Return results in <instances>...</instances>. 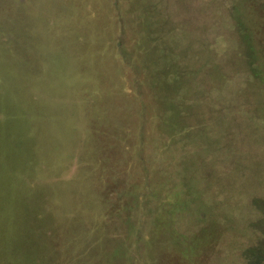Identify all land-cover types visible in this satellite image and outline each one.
Returning <instances> with one entry per match:
<instances>
[{"label":"rangeland","instance_id":"374dc122","mask_svg":"<svg viewBox=\"0 0 264 264\" xmlns=\"http://www.w3.org/2000/svg\"><path fill=\"white\" fill-rule=\"evenodd\" d=\"M238 2L254 25L264 0H0L21 98L53 123L21 178L49 201V264H264V86Z\"/></svg>","mask_w":264,"mask_h":264},{"label":"trees","instance_id":"16d2710c","mask_svg":"<svg viewBox=\"0 0 264 264\" xmlns=\"http://www.w3.org/2000/svg\"><path fill=\"white\" fill-rule=\"evenodd\" d=\"M248 1L255 3L256 0ZM242 5L238 2L234 6L232 16L237 27L240 47L244 52L243 62L247 73L264 86V3L263 8H260L262 16L253 19L254 25L245 21L248 16L246 13L242 14ZM239 7L241 11L238 10ZM254 7L255 5H251L250 9ZM91 32L90 41L93 40ZM1 34L0 264H49L43 255L44 245H41L45 235L44 225L53 218L49 201L36 185H33V191L24 193L21 178L26 175L33 180L32 175L41 170L44 164L41 160V149L47 147L50 142L46 137L50 129L47 132L45 129L46 126L50 128L53 123L47 122V125H43L44 122H39L41 108H37L35 103L30 105L31 101L37 102L33 97L30 102L22 100L21 80L15 70L23 65L24 52L22 46L16 43V39L13 41V37L17 38L14 33L8 34L10 40L7 41L3 39L5 34ZM15 34L17 35V31ZM10 35L13 37L10 38ZM85 48L88 50L87 54L95 56L96 51L86 46ZM185 75L188 74L183 73L181 80ZM177 82L179 81L172 84L177 86ZM34 86L39 88V81L26 87L32 89ZM35 199L37 201H34ZM207 230L211 231L210 228H206V232Z\"/></svg>","mask_w":264,"mask_h":264}]
</instances>
